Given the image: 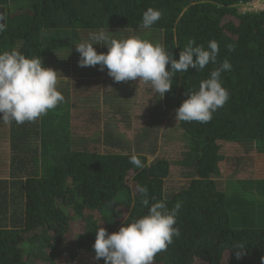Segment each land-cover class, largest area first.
I'll use <instances>...</instances> for the list:
<instances>
[{
	"label": "trees",
	"instance_id": "16d2710c",
	"mask_svg": "<svg viewBox=\"0 0 264 264\" xmlns=\"http://www.w3.org/2000/svg\"><path fill=\"white\" fill-rule=\"evenodd\" d=\"M247 1L0 0L6 18L0 51L40 56L44 66L57 70V89L65 97L34 122L0 123L5 139L0 138V264H66L78 249L94 251L99 224L111 233L124 223V214L137 218L147 212L138 185L147 187L150 202L155 197L169 208L182 204L176 222L180 235L152 264H262L264 198L254 200L243 190L246 181L231 183L230 190L217 182L223 141H264V8L240 12L239 4ZM149 7L162 16L143 29ZM108 28L116 30V38L150 35L176 59L190 38L205 48L213 39L219 45L216 64L176 73L163 98L147 88L151 93L132 115L143 120L135 130L140 141L152 143L143 152L140 141L132 147L119 140L121 118L130 116L114 110L122 103L105 99L106 67L93 73H102L104 81L92 79L77 88L66 79L68 61L79 60L75 44ZM100 45H93L98 53L108 51ZM225 59L232 65L221 74L229 92L225 105L207 123L177 121L186 91L198 89ZM165 119L186 141L188 150L179 161L156 154L158 133L153 139L145 133L146 125L159 128ZM102 134L113 149L98 148ZM133 154L144 163L142 169L129 162ZM175 165L186 170L182 186L166 185ZM258 185L264 194V179ZM237 242L246 245L240 259L233 248Z\"/></svg>",
	"mask_w": 264,
	"mask_h": 264
},
{
	"label": "clouds",
	"instance_id": "9594fccd",
	"mask_svg": "<svg viewBox=\"0 0 264 264\" xmlns=\"http://www.w3.org/2000/svg\"><path fill=\"white\" fill-rule=\"evenodd\" d=\"M247 3L261 4L258 0L240 3L247 7L244 11L264 8V0L258 9L249 10L252 4ZM4 16L0 14V32L5 30ZM161 16V10L147 8L142 15L141 27L151 28ZM97 43L105 44L108 51L98 53L93 47ZM75 46L79 53V66L99 65L101 71L106 67L108 75L116 82L138 80L150 83L159 98L170 91L176 73H185L190 67L199 71L209 63L216 64L219 54V45L214 39L205 48L190 38L176 59L158 42L138 35L110 38L104 31L91 34L89 40ZM166 65L170 67L166 68ZM231 69V63L225 59L210 72L208 78L200 81L198 89L186 91L187 98L176 109L175 119L182 122H209L213 113L229 99V92L222 85L221 74ZM57 79V70L44 66L40 56L26 55L16 49L0 51V123L34 122L64 103L65 97L57 89ZM129 162L136 168L144 167L136 154L130 156ZM136 190L144 197L142 203L147 207V212L137 218L124 214V223L111 233L99 224L96 227L94 251L78 249L74 259L82 251L95 254L97 262L94 264H103L101 259L104 264H152L156 254L173 243L174 238L180 235L176 222L181 202L169 208L163 200L155 197H151L150 202L147 187L138 185ZM233 248L239 249L236 252L237 259L246 254V245L242 242H237ZM81 260L87 264L84 259ZM261 262L264 264V256ZM66 264H70V261Z\"/></svg>",
	"mask_w": 264,
	"mask_h": 264
},
{
	"label": "rangeland",
	"instance_id": "374dc122",
	"mask_svg": "<svg viewBox=\"0 0 264 264\" xmlns=\"http://www.w3.org/2000/svg\"><path fill=\"white\" fill-rule=\"evenodd\" d=\"M263 0H260L259 2L262 4ZM247 7L239 5L238 10L244 11L247 10ZM251 8H256V7H251ZM5 12V11H4ZM5 15V13H4ZM100 31H104L106 35L110 38H112V33H114L116 30L113 28L110 29H99L96 31H91L93 33H97ZM147 36V35H145ZM150 38V35L146 37V39ZM149 40V39H148ZM153 42V41H152ZM68 76H66L67 79ZM66 83V82H65ZM61 86H65L63 83ZM137 99V98H136ZM138 100H140L138 98ZM142 101L139 103L141 105ZM140 107H137L136 110H138ZM172 111H170L171 114ZM170 114L168 118L170 117ZM121 125H117L119 130L121 132H117L119 134L120 138L119 139L121 142L126 144L127 146L132 145L136 146L138 145L140 141V136L136 135V129L138 128V125L143 121L140 117L139 119H134L132 117H127V118H121ZM174 123V122H173ZM157 125V124H156ZM5 129H8V126H5ZM156 129L158 131L156 132ZM115 131H118L117 129ZM145 133H148V135H152V139L154 138V134L158 133V145L159 149H157L156 154L160 155V157L165 156L166 159L171 160L172 162H175V160H180L183 158L185 155V151L187 149L186 141L183 138V135L181 134L182 132L177 129V126H173L170 124V120L165 119L161 124L160 127L157 128L155 126H148L146 125L145 127ZM157 136V135H156ZM104 134L100 136V145L98 148H101L105 150V148L108 149H113L112 146L106 145L104 143ZM1 139L5 140L4 138L0 137ZM6 140L9 138V134L5 135ZM143 138H145V135L143 133ZM144 141L141 140L140 144H142ZM32 141L29 142L31 144ZM162 143L168 144L163 146L162 148L161 145ZM144 150L152 145L150 142L149 144H142ZM222 147V156L223 159L220 162V168H221V173L220 176L217 178L218 184L221 183L223 187L228 188L230 190L231 188L229 185L231 183H238V185H241L239 181H246L247 183L244 185L243 190H247L251 195V197L255 198L254 200L257 199H262L264 198L263 192L259 191V185L260 180L264 179V141H246L243 144H237V143H225L223 141L221 143ZM137 150L135 149V152ZM143 152V151H142ZM151 159V157H149ZM179 166V167H176ZM263 166L261 169L260 167ZM181 167V168H180ZM186 170L182 169V166L180 165H175V167L172 168V175L165 181L166 185L170 186H182L185 182H187V178L184 177L182 174L185 173ZM240 183V184H239ZM264 189V188H263ZM227 194H230L227 192ZM81 259H86L89 258V256L85 253H81L78 255L74 261L73 259L70 260V264H84L83 260ZM103 263V261H102Z\"/></svg>",
	"mask_w": 264,
	"mask_h": 264
},
{
	"label": "crops",
	"instance_id": "0c3cea01",
	"mask_svg": "<svg viewBox=\"0 0 264 264\" xmlns=\"http://www.w3.org/2000/svg\"><path fill=\"white\" fill-rule=\"evenodd\" d=\"M112 38H116L115 35L111 34ZM100 46H105L103 43H101ZM68 54H71V51L69 50ZM88 73H81V68L76 61L74 62L73 60H69L68 63L66 64V76L68 82H73V85H76L77 88L78 86H86L87 81L92 80V79H99L101 81H104L103 79V74L98 73L97 75L93 76V73L98 71L101 72L100 66H90L86 67ZM107 82L105 83V91L104 95L106 96L105 99L107 101H111V103L118 104L122 103V106H119L118 109L114 110H121L124 111L122 112V115L125 116H130L132 117L134 111L136 110L137 107H141L139 103L145 99V97L148 96V92L151 93V91H148L147 88H151L150 83H145L143 81H127V82H116L114 79L110 76H108V79L106 80ZM122 87L121 89H119ZM102 90V88H101ZM128 94V96L123 95ZM149 93V94H150ZM139 95L141 97H144L143 99L139 98ZM137 99H136V98ZM138 98L140 100H138ZM138 110H141L140 108Z\"/></svg>",
	"mask_w": 264,
	"mask_h": 264
},
{
	"label": "built area",
	"instance_id": "2783aa9c",
	"mask_svg": "<svg viewBox=\"0 0 264 264\" xmlns=\"http://www.w3.org/2000/svg\"><path fill=\"white\" fill-rule=\"evenodd\" d=\"M260 1V0H258ZM252 4V7H256L257 9L262 5V4H257V3H247L246 5H251ZM249 10L250 9H255V8H248ZM81 253H83L82 251L79 252L78 255H80ZM89 256V258H86L84 259L86 261L87 264H94V262H97L96 259H95V254L93 252H89V253H85ZM81 260V258H80Z\"/></svg>",
	"mask_w": 264,
	"mask_h": 264
},
{
	"label": "water",
	"instance_id": "95a60500",
	"mask_svg": "<svg viewBox=\"0 0 264 264\" xmlns=\"http://www.w3.org/2000/svg\"><path fill=\"white\" fill-rule=\"evenodd\" d=\"M4 11H5L4 8L0 6V14H2L3 16H4V13H5Z\"/></svg>",
	"mask_w": 264,
	"mask_h": 264
}]
</instances>
